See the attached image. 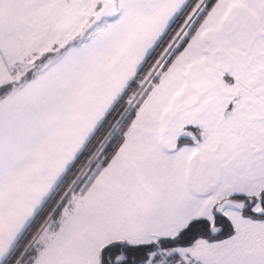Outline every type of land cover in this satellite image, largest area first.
<instances>
[{
    "label": "snow or ice",
    "instance_id": "1",
    "mask_svg": "<svg viewBox=\"0 0 264 264\" xmlns=\"http://www.w3.org/2000/svg\"><path fill=\"white\" fill-rule=\"evenodd\" d=\"M0 264H264V0H0Z\"/></svg>",
    "mask_w": 264,
    "mask_h": 264
}]
</instances>
